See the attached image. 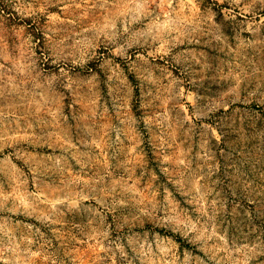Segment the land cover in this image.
Returning <instances> with one entry per match:
<instances>
[{
  "label": "rangeland",
  "instance_id": "obj_1",
  "mask_svg": "<svg viewBox=\"0 0 264 264\" xmlns=\"http://www.w3.org/2000/svg\"><path fill=\"white\" fill-rule=\"evenodd\" d=\"M0 264H264V0H0Z\"/></svg>",
  "mask_w": 264,
  "mask_h": 264
},
{
  "label": "bare ground",
  "instance_id": "obj_2",
  "mask_svg": "<svg viewBox=\"0 0 264 264\" xmlns=\"http://www.w3.org/2000/svg\"><path fill=\"white\" fill-rule=\"evenodd\" d=\"M261 29V28H260Z\"/></svg>",
  "mask_w": 264,
  "mask_h": 264
}]
</instances>
